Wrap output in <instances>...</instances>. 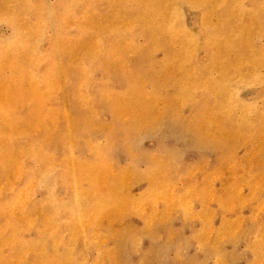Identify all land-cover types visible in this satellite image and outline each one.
<instances>
[{
	"label": "rangeland",
	"instance_id": "rangeland-1",
	"mask_svg": "<svg viewBox=\"0 0 264 264\" xmlns=\"http://www.w3.org/2000/svg\"><path fill=\"white\" fill-rule=\"evenodd\" d=\"M0 264H264V0H0Z\"/></svg>",
	"mask_w": 264,
	"mask_h": 264
}]
</instances>
